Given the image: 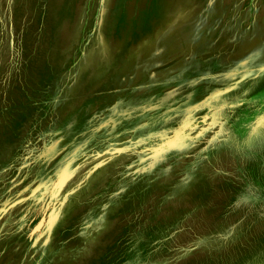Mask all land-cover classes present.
Masks as SVG:
<instances>
[{
    "label": "rangeland",
    "instance_id": "obj_1",
    "mask_svg": "<svg viewBox=\"0 0 264 264\" xmlns=\"http://www.w3.org/2000/svg\"><path fill=\"white\" fill-rule=\"evenodd\" d=\"M0 264H264V0H0Z\"/></svg>",
    "mask_w": 264,
    "mask_h": 264
}]
</instances>
